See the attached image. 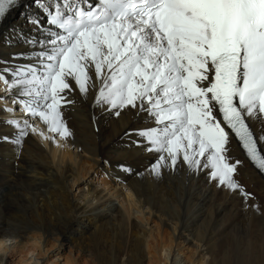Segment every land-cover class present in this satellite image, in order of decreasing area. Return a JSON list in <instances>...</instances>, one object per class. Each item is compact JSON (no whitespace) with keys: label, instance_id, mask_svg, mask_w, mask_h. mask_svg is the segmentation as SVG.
<instances>
[{"label":"snow or ice","instance_id":"1","mask_svg":"<svg viewBox=\"0 0 264 264\" xmlns=\"http://www.w3.org/2000/svg\"><path fill=\"white\" fill-rule=\"evenodd\" d=\"M33 4L43 19L28 21L44 39L28 43L40 51L29 64L5 66L0 74L25 114L66 139L72 132L63 110L75 104L69 94L87 97L94 91V103L116 116L131 109L151 120V126L125 133H135L142 138L137 146L157 154L151 173L159 177L163 169L175 172L183 165L189 174L204 172L218 187L252 198L235 179L242 162L229 153L234 136L264 172V0ZM20 5L21 0H0V20ZM4 122L17 131L15 139L0 141L14 145L22 144L29 129L38 131L27 120L23 126L16 119ZM251 122L259 123V135Z\"/></svg>","mask_w":264,"mask_h":264},{"label":"bare ground","instance_id":"2","mask_svg":"<svg viewBox=\"0 0 264 264\" xmlns=\"http://www.w3.org/2000/svg\"><path fill=\"white\" fill-rule=\"evenodd\" d=\"M33 39L44 37L26 15L9 14L0 24V70L32 62L40 51ZM0 86V137L15 139L4 122L16 119L5 111L13 96ZM94 95L69 94L66 139L35 118L54 139L29 130L21 145L0 141V264H177L179 255L190 264H264V177L233 137L229 154L242 162L235 179L252 200L183 165L154 175L157 154L125 135L151 120L131 109L116 116ZM250 127L259 135V123Z\"/></svg>","mask_w":264,"mask_h":264},{"label":"rangeland","instance_id":"3","mask_svg":"<svg viewBox=\"0 0 264 264\" xmlns=\"http://www.w3.org/2000/svg\"><path fill=\"white\" fill-rule=\"evenodd\" d=\"M0 88H1V86H0ZM8 103V102H7ZM10 103V102H9ZM3 104V103H2ZM6 106V104H3V106ZM14 119V118H13ZM30 124H33L37 129H38V131L36 132V133H33L34 135H36V136H38V138H40V136H41V132L43 133V131L41 130V129H39V126H37V125H35L34 123H31V122H29ZM30 130V129H29ZM31 131V130H30ZM101 177H102V175H99L98 176V178L97 179H95V182H101ZM102 179H104V177L102 178ZM97 184V183H96ZM240 193V192H239ZM249 200H252V199H249ZM248 208V206L246 205L245 206V209H247ZM62 254V253H61ZM63 255H67V253H66V251H64L63 252ZM177 258V264H190V263H188V260H186V258L184 257V256H182V255H179L178 257H176ZM61 262H63V261H61Z\"/></svg>","mask_w":264,"mask_h":264}]
</instances>
